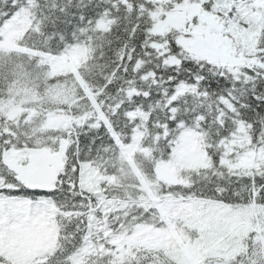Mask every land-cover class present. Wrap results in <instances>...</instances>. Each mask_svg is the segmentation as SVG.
<instances>
[{
    "label": "snow or ice",
    "instance_id": "obj_1",
    "mask_svg": "<svg viewBox=\"0 0 264 264\" xmlns=\"http://www.w3.org/2000/svg\"><path fill=\"white\" fill-rule=\"evenodd\" d=\"M0 264H264V0H0Z\"/></svg>",
    "mask_w": 264,
    "mask_h": 264
}]
</instances>
